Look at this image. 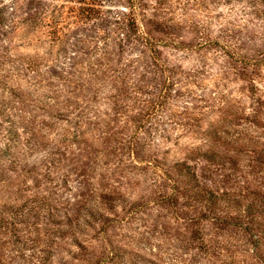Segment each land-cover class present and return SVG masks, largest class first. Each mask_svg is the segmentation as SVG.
Wrapping results in <instances>:
<instances>
[{"label":"rangeland","instance_id":"rangeland-1","mask_svg":"<svg viewBox=\"0 0 264 264\" xmlns=\"http://www.w3.org/2000/svg\"><path fill=\"white\" fill-rule=\"evenodd\" d=\"M2 1L0 264H264V0Z\"/></svg>","mask_w":264,"mask_h":264},{"label":"trees","instance_id":"trees-1","mask_svg":"<svg viewBox=\"0 0 264 264\" xmlns=\"http://www.w3.org/2000/svg\"><path fill=\"white\" fill-rule=\"evenodd\" d=\"M0 4H1L0 5V23H5L8 20L9 15H10V14H8V10H12L13 9V6L9 5V3L4 2V1H2ZM8 130L10 132L11 129L8 128ZM181 165L182 166H185L188 169V171L187 170L186 171L185 170L183 171V169L180 168V170H182L184 172V174H185L186 183L188 184V190L190 191V194H194L195 196H198V197L200 196L199 197L200 200H205V201L211 200L210 194H209V196H206L205 193L199 194L196 191H193L194 186L191 185V184H192V182L195 179V177H194L195 176L194 175V171L190 170L191 169V166L190 165H187V164H184V163H182ZM209 203L213 204V200L209 201Z\"/></svg>","mask_w":264,"mask_h":264}]
</instances>
